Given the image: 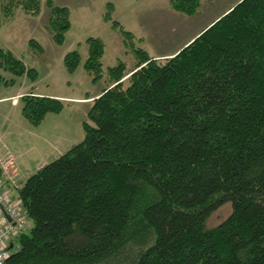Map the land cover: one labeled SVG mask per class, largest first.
Returning <instances> with one entry per match:
<instances>
[{
    "label": "trees",
    "instance_id": "1",
    "mask_svg": "<svg viewBox=\"0 0 264 264\" xmlns=\"http://www.w3.org/2000/svg\"><path fill=\"white\" fill-rule=\"evenodd\" d=\"M46 1L48 30L60 44L69 10ZM200 1L169 3L192 16ZM40 3L7 0L0 13L36 15ZM103 17L111 20L110 10ZM111 23L135 66L107 68L83 139L15 188L26 225L5 264H264V0H239L163 59L134 47L133 33ZM86 42L83 67L98 79L104 44ZM63 60L73 71L80 54ZM5 71L37 77L0 46V85L9 84ZM20 102L34 126L63 109L60 98L33 93ZM227 202L231 213L207 227Z\"/></svg>",
    "mask_w": 264,
    "mask_h": 264
},
{
    "label": "rangeland",
    "instance_id": "2",
    "mask_svg": "<svg viewBox=\"0 0 264 264\" xmlns=\"http://www.w3.org/2000/svg\"><path fill=\"white\" fill-rule=\"evenodd\" d=\"M160 1L53 0L55 5L66 6L69 10L70 27L60 44L54 42L48 30L49 7L46 0H41L40 12L36 15L26 14L20 8H15L11 14L0 13V46L37 71L33 80L27 75L2 72L9 84L0 85V98L33 93L56 96L63 103L59 113H48L39 125L34 126L22 115L21 102L16 105L15 98L0 100V144L14 156L17 186L83 139L82 123L87 120L91 100L87 98L95 97L106 86L107 68L119 61L126 64L127 70L134 68L133 49L124 43L121 31L112 25V20L133 33L134 47L150 54L169 52L171 45L177 46L190 34H196L223 10L238 2L201 0L198 11L189 16L174 10L169 0ZM6 2L0 0V9ZM109 3L112 6L108 8ZM109 10L111 20L103 17ZM88 37L99 38L104 44L101 57L103 71L98 79H93V74L83 67L88 56ZM30 39L36 40L43 50L40 52L33 48ZM72 50L79 52L80 63L75 70L68 71L63 59ZM1 149L5 151L3 146ZM9 192L11 196L16 195L14 188ZM230 213L231 204L227 202L209 216L206 226H216ZM32 226V220L27 218V231Z\"/></svg>",
    "mask_w": 264,
    "mask_h": 264
},
{
    "label": "built area",
    "instance_id": "3",
    "mask_svg": "<svg viewBox=\"0 0 264 264\" xmlns=\"http://www.w3.org/2000/svg\"><path fill=\"white\" fill-rule=\"evenodd\" d=\"M8 150L7 147L5 151L0 150V264H5L14 250L11 239L26 225V215L18 198L9 192L17 187V168Z\"/></svg>",
    "mask_w": 264,
    "mask_h": 264
},
{
    "label": "crops",
    "instance_id": "4",
    "mask_svg": "<svg viewBox=\"0 0 264 264\" xmlns=\"http://www.w3.org/2000/svg\"><path fill=\"white\" fill-rule=\"evenodd\" d=\"M157 2H158V0H156ZM161 1H164L165 2V0H161ZM160 1V2H161ZM239 1V0H238ZM234 5V4H233ZM231 7V6H230ZM227 9H225V10H223V12H221L218 16H216L215 18H214V20H212L211 22H210V24L213 22V21H215L218 17H220V15H222L223 13H225V11H226ZM210 24H208V25H210ZM207 25V26H208ZM207 26H205L204 28H202L201 30H199V32H197L196 34H190L189 36H187L184 40H182L181 42H179V44L177 45V46H172L171 45V50L169 51V52H153V54H150L153 58H160V57H163V56H171V55H173V54H175L179 49H181L183 46H185L188 42H190L194 37H196L203 29H205ZM172 42V41H171ZM169 45V44H168ZM6 49V48H5ZM8 50V49H7ZM10 51V50H9ZM20 95L21 94H15V95H12V96H8V97H2V98H0V100L2 99V100H8V99H11V98H15L16 99V105H17V99H18V97H20ZM97 95V94H96ZM52 97V96H51ZM56 97V96H55ZM87 99H91V97H89V98H87ZM3 146V148L4 149H6V146L5 145H1L0 144V150H2L1 149V147Z\"/></svg>",
    "mask_w": 264,
    "mask_h": 264
}]
</instances>
